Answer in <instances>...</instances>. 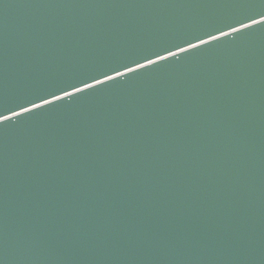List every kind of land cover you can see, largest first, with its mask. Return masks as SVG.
<instances>
[{
	"label": "water",
	"instance_id": "95a60500",
	"mask_svg": "<svg viewBox=\"0 0 264 264\" xmlns=\"http://www.w3.org/2000/svg\"><path fill=\"white\" fill-rule=\"evenodd\" d=\"M261 15L0 0V264H264Z\"/></svg>",
	"mask_w": 264,
	"mask_h": 264
},
{
	"label": "snow or ice",
	"instance_id": "6c2138e0",
	"mask_svg": "<svg viewBox=\"0 0 264 264\" xmlns=\"http://www.w3.org/2000/svg\"><path fill=\"white\" fill-rule=\"evenodd\" d=\"M261 16H262V20L261 21H253V22L256 23V24H264V15H261ZM245 27L251 28L252 26L251 25H247ZM236 31L239 32V30H236ZM41 99H43V98H41ZM4 119L5 120H10V118H8V117H5ZM2 124H4V123L2 121H0V125H2Z\"/></svg>",
	"mask_w": 264,
	"mask_h": 264
}]
</instances>
